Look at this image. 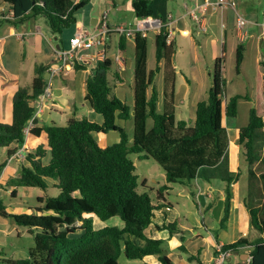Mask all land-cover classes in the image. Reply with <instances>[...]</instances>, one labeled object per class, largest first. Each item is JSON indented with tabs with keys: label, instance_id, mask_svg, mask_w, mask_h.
<instances>
[{
	"label": "trees",
	"instance_id": "obj_1",
	"mask_svg": "<svg viewBox=\"0 0 264 264\" xmlns=\"http://www.w3.org/2000/svg\"><path fill=\"white\" fill-rule=\"evenodd\" d=\"M13 19L5 23L22 24L30 18L41 17L49 24L53 34L61 35L76 24V14L87 0H2ZM168 0H133L132 9L136 19L154 17L164 23L170 22ZM4 22H1L2 24ZM167 32L155 36L154 70H147V40L135 38L134 104L130 106L118 97L110 84L113 62L106 58L91 66V74L85 83V101L95 114L102 117L97 123L88 117L71 118L66 125L55 123L27 127L34 119L37 108L32 103L46 86L45 74L51 63L35 65L30 87H18L12 98L10 124L0 123V148L7 150V157L22 148L27 166H22L17 177L0 180L5 191L11 190L16 197L18 188L50 187L45 179L55 182L59 190L56 197H38L37 206L31 212L11 213L0 202V217L8 219L33 236L34 247L25 259H3L0 264H119L123 252L126 259L142 260L157 256L160 264H173L167 256L165 241L149 238L145 230L152 224L154 212L162 207L161 191H172L170 184L191 185L197 179L205 182H224V214L220 220L225 227L230 207L231 185L238 181L228 162V137L223 126V117L237 114L239 95L223 101L225 80L221 75L222 58L215 60L213 83L206 100L195 109V121L189 127L186 120H175L172 106L174 97L165 96L163 110L158 112L159 93L154 80L159 72V63L167 56ZM126 37H119V47L124 48ZM244 46L235 50L236 71L239 72L244 58ZM75 64V71L88 69ZM116 74V73H115ZM5 85L16 83V77L3 73ZM117 78V77H116ZM148 90L150 92L148 93ZM254 106L250 109L248 123L239 130L238 141L244 148V158L251 166L260 158V133L264 132V60L255 63L253 85ZM151 119L152 125L147 128ZM132 120L133 139L125 127L116 121ZM116 132L119 141L103 144L97 134ZM21 148V149H20ZM20 149V150H19ZM50 154L48 164L43 159ZM130 154L151 158L165 175V184L158 191L156 200L145 192H138L135 164ZM5 162L0 164V173ZM251 173V170H250ZM250 215L252 227L258 236L249 241H238L223 246L235 251L239 246H251L249 261L236 264H264V203L261 207L244 202ZM118 218L122 227L106 225L95 227V220L106 222ZM167 231L169 238L180 232L177 222L164 223L159 229ZM123 241V246H122ZM179 250L188 261L202 264L200 254L191 255L183 245L180 232L176 237Z\"/></svg>",
	"mask_w": 264,
	"mask_h": 264
},
{
	"label": "crops",
	"instance_id": "obj_2",
	"mask_svg": "<svg viewBox=\"0 0 264 264\" xmlns=\"http://www.w3.org/2000/svg\"><path fill=\"white\" fill-rule=\"evenodd\" d=\"M90 1L91 0H87V4L76 14V24L72 27V30L68 29L64 31L61 35L53 34L50 27H48V24H46L44 22L45 20L42 19L41 17L30 18L24 21L22 24H19L18 26H14L11 24H5L1 26L0 27V70L3 73L16 77L17 75H14L13 73L11 74L7 70H5V68H7V65H6L5 59L3 60V54L7 51V48H8L9 51H13L14 54L17 55V62H19V60H21L22 57L25 58L26 53H23V52L27 51L26 46L23 47L24 51L23 52L21 51L20 42H22V44L30 43L31 44L30 46H33V48L37 50L38 49L37 45L39 42H41L39 39V36H45L42 31L43 28L46 29L47 31L49 30V32L53 35L54 39H56L57 41L59 40L55 45L48 43L49 49L51 51V59L49 62H47L48 64V63L53 62V59H54L53 49L54 48H63V49L69 48V39L71 38V36L73 35L74 31L77 28H87L93 32L97 31L101 26V23H102L101 18L104 12L108 11L107 23L110 27L119 26L122 24H129L136 20L134 13H133V9H132L133 0H95L96 6L93 7V10L89 14L86 15L84 14V12L88 5V2ZM234 1H237V0H234ZM199 2H201V0H168L167 8H168L170 23H171L170 28L173 31V36L171 39V44L167 45L166 58L159 63L160 65L162 64V62L165 63V65L168 68L166 70L167 74L170 76L172 74L174 75V72H173L174 69L176 70L178 69V65H176L177 62H184L183 59L189 60L190 58H192L191 62H194V63L191 64V67L189 68V72L191 73L195 83H198L200 81L199 71L195 66V62H198L200 60L199 51L200 49H203V47H201V41H198L197 37L200 35V32L201 33L205 32L206 26L208 25L212 26L213 24H216V17H214V12L217 10L220 11V16H221L220 29H222V25L225 23L228 26V23H229L228 18L230 17V14H228L227 11L231 9L230 7L228 9L227 8L208 9L205 12L198 14L200 16V21L195 22L188 15V12L195 10L196 5H198ZM3 6L5 10H9L7 6L5 5ZM233 10L235 11V9ZM125 13H128L127 17L130 18L129 20L125 19L123 15ZM206 14H209V18L207 19H205ZM236 14L238 13L235 11V17H234V23H233L234 29L236 26ZM245 17L250 22L248 23V29H245L247 32L246 39L241 41L237 35L236 29L234 31H235V37L238 41V43L235 45L236 48L240 43L244 46V49L246 51L247 47L245 46V42H247L249 38L255 37V34L252 33L251 31V25H254L257 27V33H258L257 39L259 41V44H262L264 42V18H263V21L258 22L255 18L251 16V14ZM17 28L19 31L16 30ZM21 32L27 33L28 36L25 39L20 38L19 35ZM6 34H8V36L10 37H13V38L15 37V39L12 40L10 43H7L6 40L3 39L6 37ZM113 36L115 35L114 34L109 35L105 55H106V58H109L114 64V62H116L114 58L116 57V53L118 52V49H119V53H120L119 58L122 64L116 63V66L114 68L117 71L116 74H118V77H117L118 84L115 85V89L118 90V88L120 89L126 85H129L133 93V104H134V60H135V47H136L135 41L132 39H127L124 43L123 50H121L119 47V38L117 37L118 41L116 43L117 45L116 49L117 48L118 49L116 50L115 53L110 54L109 51H111L113 47L112 46ZM153 36H154V41H155L156 34H153ZM30 37L31 38L35 37V39H33V41L31 39L29 40ZM16 39L19 42L15 43ZM3 40H4V44L2 43ZM146 40H148V37ZM130 43H132L133 45L132 47L134 50L132 58L129 57L127 54L128 53L127 47H129ZM203 43L205 44L206 42L204 41ZM227 43H228V40L224 32L220 40L221 53L223 57L226 54ZM151 45L155 47V42H153ZM146 47H148V45H146ZM96 49L101 50L103 48L98 46ZM96 49L86 51L85 53L93 55L97 51ZM210 49L213 51V53L215 52V47L213 45H210ZM1 62H3L4 65H2ZM128 71L130 72V76H127V79H126L123 76V73L126 75ZM89 73L90 72L87 69L75 71L70 66H68L66 71L64 72V75L62 74V79L63 80L67 79L65 82H69V84L67 83L65 87H60V88H55L54 86L53 81L55 80L56 78L55 77L52 81L53 99L51 102L47 104V106H45V109L37 115V117L35 118L36 124H33V125L43 126L45 124H48L46 123L48 117L52 115L61 114L60 111L62 110L63 112V107L67 105L71 106L75 111H77L78 110L77 108H80L76 106L77 100H79L80 102L82 112H86V114H88L85 116H80L78 119L82 117H88L90 120H93L97 123H101L102 117L99 114L94 113V111L89 107V105L87 104L84 98L85 97L84 95L85 94V83H86V79ZM221 75L223 78L224 70H221ZM4 80H6L5 76L0 75V123L10 124L11 111H12V98H13L15 91L19 87L18 86L19 83H18V78L16 79V83L11 84V85H5ZM131 84H132V87H131ZM169 87H170L169 92H167V86L164 87L163 89V101H164L165 96L174 97V95L176 94V90H177L176 87L174 85H169ZM7 89H10V93H9L10 97L8 98V101L10 103L8 106L7 105L4 106L5 107V110H4L3 106L1 105L2 101L4 100V97L2 95L7 92ZM181 90L183 91H180L179 93L186 98L189 97V98H193L197 100L196 98L201 96L198 94L199 92L197 93V95L193 93L190 96L188 88H184ZM61 92H64V93L72 92L73 95L68 104H64L63 102L59 101L58 98L62 96ZM149 92L150 90H148V93ZM119 95H123V97H120V98H123L124 100H126V95H125L124 90H121V94ZM159 102H160V94H159ZM159 102H158V109H159ZM198 102L200 101H194L193 103H191V105H189V108L186 110L185 102L181 101L182 105L178 107V110H180L179 112L180 115L175 114V116H177L179 119L181 118L180 120H185L184 117L188 115V119L186 121L189 127H192L195 121V109H196V105ZM172 106L174 107L176 111L177 108L174 103V100H173ZM6 111L8 112V115L6 114ZM3 116L5 118L4 120L1 119L3 118ZM224 118L226 117H223V126L225 127V129H227L226 127L228 126V124L225 122ZM176 121H179V120H176ZM116 123L120 127H125V122L122 120H117ZM108 134H110V132H108L106 135L97 134L96 137L100 139V137H108ZM116 134L117 136L113 135L111 138V142L113 144L119 141V135L118 133ZM16 147H17V144L13 143L8 148V150L15 149ZM22 149L19 152H21ZM49 160H50V154L46 158L43 159V164L44 165L48 164ZM27 165H28L27 161L23 159V161H21L20 166L22 167V166H27ZM250 170H251V173H250ZM238 173L240 174L239 175L240 177L241 172H238ZM234 174H237V173H234ZM248 174H251L247 179V184L249 185V191H247L244 196L240 192V186H239L238 181H235L231 185L232 197L230 200L228 220H227L225 227L220 229L221 231H219L216 234V232H214L213 227H209L208 224L205 223V220L203 219V217H201L202 219H201L200 225L203 231L206 232L209 236H211L212 241H213L212 246H211L212 253H210V251L206 249V246H207L206 237L202 236L201 233L198 230H196V227H198L199 225V221L194 216V214L193 213L188 214V218L185 220V222H183L182 219L179 218L177 212L175 211L174 206L169 201H167V199L164 198V196H163L162 203L168 204L171 207H162L154 212L153 222L145 230L146 236L149 238H153V239L157 238V239H162L165 241V247L167 249L166 251L167 256L170 258L173 264H192L190 261H188L187 255L182 253L178 248L180 243L176 241V237L179 236L180 232L182 233L184 237L183 245L185 249L187 250L188 254L197 255L199 253L200 254L199 258L202 264H213L214 257L216 256L217 245L218 244L227 245V244L234 243L241 238L240 237L241 233L243 234V238H247L249 241L253 240L255 237L258 236V232L252 228V225L250 222V215L248 213V210L244 206V202L246 201V197H247L248 202L251 201V203L255 207H261L264 203V167L262 163H260L258 160L256 161V163H253L251 166H248ZM17 176H18L17 174H14V172L11 171V169H9V165L7 166L5 165V167L1 171L0 180L8 178V177L10 178V177H17ZM45 180L48 186L55 184V182L51 179H45ZM50 181H52L51 182L52 184H50ZM194 185L197 186L196 187L197 194L191 195V196H193L197 204V209H198V206H201L200 202H198V199H200V197L202 196L207 198V200L212 199L214 196H216V198H218V200L221 201L222 209H220V213L218 217L219 218L218 222L220 225V220L224 214V197H225L224 182L220 180L205 182L201 179H197L194 182ZM184 186H187V185H184ZM188 187L193 188L194 186H192L191 184ZM5 192H8V191H5ZM9 192L11 193V190ZM16 197H17V194H16ZM259 200H261L262 202L259 203L258 202ZM242 207L245 210H242ZM210 208H211V205L210 203H208L207 209H210ZM6 210L8 209L6 208ZM10 212L15 213L14 211H10ZM28 212H31V211H28ZM17 213H24V212L21 211ZM7 220L8 219H4L0 217V221L2 222H6ZM108 221L101 222L102 223L101 226L102 227L106 226ZM165 222L166 223L177 222L178 228L181 231L175 233V237L169 238V234L167 231L159 230ZM248 223L250 226L249 229L247 225ZM0 226L4 227V229L7 228L6 223L0 224ZM122 226H123V223H122ZM15 229L16 228L13 227L11 231ZM213 233H215L216 236H214ZM17 234L19 233L17 232ZM0 238L3 239L4 237L1 236ZM175 249H178L177 252H179V255L175 253L174 251ZM250 250H251V246H248V245L239 246L235 251H232L230 258L227 261V264H229L233 260V257H236V259H238L236 263H238L239 261H249ZM15 256L17 259H25L28 257V255H25L24 252H17ZM17 256H20V257H17ZM140 262H143L144 264H160L157 256H146ZM236 263L234 262L233 264H236Z\"/></svg>",
	"mask_w": 264,
	"mask_h": 264
},
{
	"label": "rangeland",
	"instance_id": "obj_3",
	"mask_svg": "<svg viewBox=\"0 0 264 264\" xmlns=\"http://www.w3.org/2000/svg\"><path fill=\"white\" fill-rule=\"evenodd\" d=\"M235 2V11L241 15L244 19L245 16L251 14L253 18H255L258 22L263 21L264 18V0H237ZM95 0H91L88 2V5L85 9L84 14H89L93 7L96 6ZM3 2L0 0V10L3 8ZM228 9V8H227ZM235 11L231 8L227 11L228 14H230V17L228 18L229 23L228 26L226 23L224 24V28L220 29V11L217 10L214 12V17H216V24H213L212 26H206V30L204 33L200 32V35L197 37L198 41H201V47L203 49H200L199 51V61L195 62V66L199 71V78L200 81L198 83L194 82V79L189 72V68L191 67V64L194 62L192 61V58L183 59L184 62H177L176 65H178V69H174V75H168L167 74V66L164 62L162 64H159V72L155 76L154 84L157 89V91L160 94V102H159V109L158 112H162L163 110V89L167 86V92H169V85H174L176 87V94L174 95V103L176 105L177 110L175 111V114H179L180 110H178V107L182 105L181 101L185 102V109L187 110L189 108V105L193 103L194 101H203L206 100L208 97V91L212 86L213 83V75H214V66H215V60L222 58V62L220 63L221 67H223L222 70H224V77L225 80V87H224V95H223V101L226 102V99L239 95L240 99L237 103V114L233 118H224L225 122L228 124L226 127L227 131V137H228V162L229 167L233 173L241 172V176L239 177L238 183L240 186V192L244 196L247 191H249V185L247 184V179L251 174H248V162L245 161L244 158V148L238 141V135L239 130L244 127L248 123L249 118V112L252 106H254V94H253V85L255 80V63L256 61L264 60V42L262 44H259V41L257 39V27L254 25H251V31L255 34V37H251L248 39L247 42H245V46L247 47V50L244 52V58L243 62L240 65L239 72L236 71V53L235 48L236 44L238 43L236 37H235V29H234V17H235ZM125 19L129 20L130 18L127 17L128 13L123 14ZM209 18V14H206L205 19ZM43 19V18H42ZM45 20V19H44ZM46 24H48L46 21H44ZM6 23L0 24V27L5 25ZM19 24H16L14 26H18ZM49 27V24H48ZM26 29V28H25ZM245 29H248V24ZM17 31L18 28L16 29ZM69 30H72V27L69 28ZM43 34L45 36H39V39L41 42L37 45V50L33 48V46H30V43L22 44L21 43V51L23 52V47H27V51L23 52L25 54V58L22 57L19 62H17V55L14 54L13 51H9L7 48V51L3 54V60L5 59L8 72L11 74L13 73L16 76V79L18 78V86L19 87H30L32 83V78H34V68L35 65L39 64H47V62L51 59V51L49 49L48 43H51L52 45H55L58 41L54 39L53 35L47 31L46 29H42ZM225 32L226 38L228 40V43L226 45V54L223 57L221 53V45L220 40L223 36V33ZM19 33V32H18ZM23 33V32H21ZM222 33V35H221ZM19 35V34H18ZM116 36V37H115ZM112 37V49L109 51L110 54L116 52V43L118 41V36L115 35ZM210 36V37H209ZM6 40L7 43H10L12 40L15 39V37H10L8 34H6V37L3 38ZM35 39L29 38V40ZM60 39V38H59ZM4 40L2 43L4 44ZM206 42L205 44L203 42ZM19 41L16 42L17 43ZM155 42L153 34H149L148 40H147V70H154L156 67V58H155V47L151 44ZM209 42V44H208ZM214 42V43H212ZM32 43V42H31ZM240 44V43H239ZM131 45V46H130ZM129 47H127L128 56L133 57V45L130 43ZM210 45H213L215 47V52L210 49ZM32 47V48H31ZM67 47V46H65ZM12 50V49H11ZM35 50V51H34ZM43 52V53H41ZM114 55V54H113ZM19 57V56H18ZM2 65L3 62H1ZM116 63L114 62V65L112 66L115 68ZM10 69V70H8ZM181 69V70H180ZM117 71L114 69L113 72L110 74V84L115 88V85H117L118 80L116 77H118V74H115ZM64 75V74H63ZM66 76V75H65ZM123 76L127 79V76H130V72L128 71L125 75L123 73ZM67 79L63 80L62 75H59L55 78L53 81L55 88L65 87L66 84L69 82H65ZM117 87V86H116ZM132 87V84H131ZM188 88L190 96L195 93L201 95L200 97L196 98L197 100L193 98H186L182 96L179 92L183 91L181 89ZM121 90L125 91L126 95V102L128 105H133V93L129 85H126L122 88L114 89L115 94L118 97H123L121 94ZM10 93V89H7V92L3 94L4 100L2 101V106L5 110V105H9L8 98ZM60 93V92H58ZM62 96L59 99L60 102H63L64 104H68L72 97V92L64 93L61 92ZM86 94V92H85ZM84 94V95H85ZM83 95V96H84ZM85 98V97H84ZM76 106L80 107L77 108L78 110L75 111L71 106L67 105L63 107L60 111L61 114L58 115H52L48 117L46 123H55L59 126L66 125V122L71 118H79L80 116L88 115L86 112H82V108L80 105L79 100L76 101ZM183 111V110H181ZM6 114L8 115V112L6 111ZM180 115V114H179ZM185 120L188 119V115L184 117ZM4 120L3 118H1ZM181 119V118H180ZM177 116H175V120H180ZM1 120V121H2ZM152 125L151 119L147 122V128L150 129ZM125 128L127 131V134L129 135L130 139H133V122L132 120L125 122ZM117 136L116 132H110L108 134V137H100V139L103 141V144L112 145L111 142L112 136ZM260 140V158L259 162L262 163L264 167V132L260 133V136L258 137V141ZM7 150L6 148H0V164L6 162V166L9 165V169L14 172V174L19 175L20 169H21V161L23 159L15 158L14 161L11 159L8 160L7 157ZM141 154H130L128 155V158L135 164V175L137 176L138 181V187L137 191L142 193H147L151 199L156 200L158 191H161L162 186L165 184V175L161 168L153 161V159L148 158H142ZM52 181H50V184ZM55 185V184H54ZM54 185L49 186L50 188L46 191L42 190L41 188H27L22 187L18 188L17 190V197H12L11 193L5 192L4 188L0 186V202L8 209L7 211H14L17 212H28L33 211L38 205L37 198L38 197H56L59 194V190H56L52 188ZM172 191H161L164 198L167 199L175 208V211L177 212L179 218L182 219L183 222L188 218V214L193 213L194 216L198 219L199 225L196 227V230H198L202 236L206 237L207 239V246L206 249L212 253V238L209 236L206 232L203 231L200 222L201 217L205 220V223L208 224L209 227H213L214 232L216 234L221 231V227L218 222V217L220 213V209H222V203L216 196H214L212 199L205 198L204 196L200 197L198 199V202H200L201 206H198L191 195L197 194L196 185H194V182L192 183L193 188H190L188 186L184 185H172ZM241 195V196H242ZM232 197V194H231ZM249 199V198H248ZM231 200V199H230ZM250 200V199H249ZM248 202L246 197V203ZM259 203L262 201L259 200ZM210 203L211 208L207 209V205ZM250 204V202H248ZM242 210H245L242 207ZM13 213V212H11ZM249 216V215H248ZM242 218V216H241ZM95 220V227L101 228V221L98 219ZM6 223V229L4 227L0 226V237L3 236L4 238H0V261L3 259H17L16 253L17 252H24L25 255H28L29 250L33 249L34 247V239L33 236L28 234L24 231V228L16 226L13 222L10 220H7L6 222L0 221V224ZM107 225L111 226H122V222L118 218H112L107 222ZM248 229L250 228L249 223ZM16 228L15 230H12V228ZM253 228V227H252ZM254 229V228H253ZM19 234H17V232ZM9 231V232H8ZM8 232V233H7ZM243 232V231H242ZM214 236H216L215 233H213ZM240 237L243 238V234H240ZM123 246V241H122ZM178 249H175V253L179 255V252H177ZM20 257V256H17ZM238 259L236 257H233V260L229 264L236 263ZM141 260H131L126 259L123 252L120 254L118 263L119 264H144L143 262H140ZM192 264H196L195 262H191Z\"/></svg>",
	"mask_w": 264,
	"mask_h": 264
},
{
	"label": "built area",
	"instance_id": "obj_4",
	"mask_svg": "<svg viewBox=\"0 0 264 264\" xmlns=\"http://www.w3.org/2000/svg\"><path fill=\"white\" fill-rule=\"evenodd\" d=\"M232 8L235 9L234 0H201L198 5H196L195 10L188 12V15L195 21H200V16L198 14L205 12L208 9L217 8ZM13 19V13L10 10H5L3 8L0 10V23L10 21ZM108 11L104 12L102 15V23L100 28L93 32L87 28H77L71 38L69 39V48H54L53 55L54 59L52 64L47 70L48 79L46 80V86L44 91L37 96L32 103L36 106V115L41 113L45 106L53 99L52 93V81L55 77L64 74L67 67L70 66L73 69L75 64H81L88 66L87 70L91 74V66H93L98 61H103L106 59V48L107 42L110 34L117 35L118 38L121 36L127 39L135 40L136 37L146 39L150 33L160 34L163 29L167 32L166 42L167 45L171 44V39L173 36V31L170 28L171 23H164L159 18H154L151 16L142 17L136 19L134 22L129 24H122L119 26L110 27L107 23ZM250 23L246 18L244 19L241 15L236 14V32L241 41L245 40L247 37V32L245 30L247 24ZM224 24L222 25V29ZM28 36L27 33H20L19 37L25 39ZM100 46L101 50L96 49ZM96 49L95 54H87L86 51ZM119 49L114 58L117 64H122L119 58ZM121 57V56H120ZM31 127V124L27 127L26 131ZM17 155V156H16ZM13 155L12 158H22L24 155L21 152ZM9 159V160H10ZM224 245L218 244L216 247V256L214 257L213 264H227L232 251L224 250Z\"/></svg>",
	"mask_w": 264,
	"mask_h": 264
},
{
	"label": "clouds",
	"instance_id": "obj_5",
	"mask_svg": "<svg viewBox=\"0 0 264 264\" xmlns=\"http://www.w3.org/2000/svg\"><path fill=\"white\" fill-rule=\"evenodd\" d=\"M4 23H5V22H4ZM6 24H7V23H6ZM146 39H147V38H146ZM117 49H118V48H117ZM115 63H116V62H115ZM45 79L47 80L48 78H45ZM36 117H37V115L35 114L34 119H35ZM224 117H225V116H224ZM34 119H33V120H34ZM33 120H32V121H33ZM32 121L30 122L31 126L33 125V124H32ZM18 153H19V152H18ZM16 154H17V153H16ZM16 154H15V155H16ZM16 156H17V155H16ZM11 157H12V156H11ZM11 157H10V158H11ZM10 158H8V160H9ZM13 159H15V157L12 158L11 160H13ZM16 159H17V158H16ZM5 165H6V162H5ZM4 167H5V166H4ZM0 174H1V173H0ZM249 260H250V259H249Z\"/></svg>",
	"mask_w": 264,
	"mask_h": 264
},
{
	"label": "water",
	"instance_id": "obj_6",
	"mask_svg": "<svg viewBox=\"0 0 264 264\" xmlns=\"http://www.w3.org/2000/svg\"><path fill=\"white\" fill-rule=\"evenodd\" d=\"M44 77H45V78H48V74L46 73ZM32 124H36V119H34V120L32 121Z\"/></svg>",
	"mask_w": 264,
	"mask_h": 264
}]
</instances>
